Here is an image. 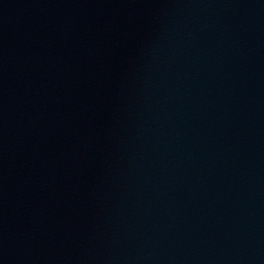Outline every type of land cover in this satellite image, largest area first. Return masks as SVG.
Returning <instances> with one entry per match:
<instances>
[{
	"label": "water",
	"instance_id": "95a60500",
	"mask_svg": "<svg viewBox=\"0 0 264 264\" xmlns=\"http://www.w3.org/2000/svg\"><path fill=\"white\" fill-rule=\"evenodd\" d=\"M0 264H264V0H0Z\"/></svg>",
	"mask_w": 264,
	"mask_h": 264
}]
</instances>
